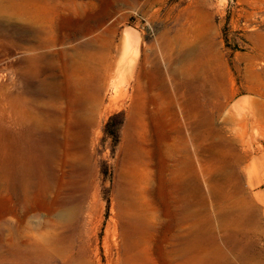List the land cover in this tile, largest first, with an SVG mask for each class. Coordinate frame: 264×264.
<instances>
[{
	"label": "rangeland",
	"instance_id": "rangeland-1",
	"mask_svg": "<svg viewBox=\"0 0 264 264\" xmlns=\"http://www.w3.org/2000/svg\"><path fill=\"white\" fill-rule=\"evenodd\" d=\"M33 1L28 9L37 8L35 12L40 13V19L35 23L38 25L22 16L27 10V0L0 1V103L5 102L3 111L6 115L10 106L8 95L15 87L20 89L26 86L25 80L14 70L16 63L23 65L26 31L46 32L53 51L62 47L53 32H114L115 43L121 44L126 37L125 32L137 31L134 33L140 37L138 62L133 68H127L124 78L119 79L118 90L110 86L104 91V105L111 103L113 108L106 109L98 117L85 139L78 140L77 136L76 143L73 142V135H67V131L59 127L46 129L48 132H65L63 136L59 132L65 152L62 150L59 157L49 159L38 147L31 149L36 153L19 164H26L25 171L15 174L11 181L0 175V264H10L8 236L12 223L23 227L22 230L25 227V231L30 229L26 238L32 240V231L37 233L38 224L42 219L45 221L47 216H51L47 218L52 223L59 222L61 230L69 233L73 253L83 255L84 264H193L175 257L171 236L177 225L172 223L168 214V191L160 187L169 176L157 178L160 177L161 165L165 164L168 150H176V159L183 157L179 131L185 130L187 135V128L192 122L181 121L186 111L175 106L182 95L170 94V103L169 100L164 103L165 97L161 96L154 104L152 131L143 137L139 134L137 126L130 120L137 114L134 101L139 68L142 62L148 63L141 59L153 49L159 52L170 35L189 33L192 39L191 36L198 34V43L211 50L213 72L216 73L211 75L218 76L222 88L217 100L218 110L211 99V102L204 103L202 115L218 114L217 122L221 124L236 101L242 99L247 104L251 98L256 99L264 111V0ZM62 3L66 6L69 4V9ZM8 5L12 7L11 10ZM14 11L18 14L12 15ZM66 43L69 44L64 46L71 47L73 42ZM123 53L122 43L119 49L113 50L112 56L118 61ZM159 57L162 59L160 53ZM161 62H164L162 66L166 69V62ZM114 96L116 99L112 100ZM30 97L35 96L32 94ZM244 102L242 104L246 105ZM250 135L249 143L256 156L264 155V130L249 132L245 138L249 140ZM64 139L71 143L70 149L67 147L70 144L67 145ZM35 141L40 142L39 138H35ZM74 143L76 145L73 146ZM140 148H143L144 156H141ZM143 158L150 164L148 170L140 163ZM205 158L206 154L200 157L203 162ZM255 158L251 164H254ZM263 161L264 158H261L251 167L255 185L252 187L245 180L243 189L246 192L231 196L235 200L249 198L255 204L254 216L247 221L230 226L220 219L211 221L221 202L222 191H214L211 197L205 195L200 236L203 261L200 263L264 264V203L256 198V195L264 194V180L260 183L257 181L259 175L264 173ZM156 170L159 176H156ZM177 177L174 176L173 180ZM43 179L49 183L39 185ZM208 180V175L201 178L205 188ZM44 185H47L46 190ZM159 208L164 211L161 216ZM59 209L67 218H58ZM63 261L65 257L59 259L60 264Z\"/></svg>",
	"mask_w": 264,
	"mask_h": 264
},
{
	"label": "bare ground",
	"instance_id": "bare-ground-1",
	"mask_svg": "<svg viewBox=\"0 0 264 264\" xmlns=\"http://www.w3.org/2000/svg\"><path fill=\"white\" fill-rule=\"evenodd\" d=\"M32 1L27 0V7L25 6L27 10H23L26 13L22 16L26 17L27 21L35 23L39 21L40 13L35 12L37 8L35 10L28 9V7H32L34 2ZM67 6L66 8H68ZM11 9L12 7H10ZM0 10L2 9L0 8ZM13 14L18 13L12 12ZM134 32H125L126 37L121 41V44H124V53L122 58L116 61L112 52L114 49H119L121 44L115 43L114 32H53L56 34L57 41L62 45L60 49L53 51L46 32L26 31V42L23 45L25 49L23 65L18 63L14 65V70L25 80L26 86L20 89L15 87L8 95L10 103L9 109H7L8 115L5 110L3 111L5 102L0 103V175L11 181L15 174L25 171L24 165L26 164L20 166L19 164L24 162L26 157L30 158V155L36 153L31 149L38 147L44 157L48 156L49 159L62 154L61 130H59V134L55 129L53 132L52 130L48 132L46 129L59 127L63 131H67V135H73L71 137L76 143L77 136H79L78 140L86 138L98 117L106 109L113 108L111 103L104 105V91L108 90L110 86L118 88V81L120 78H124L123 75L127 73V68H133L138 62V39L140 37L138 38V34ZM191 37L192 39L189 38V33L170 35L162 44L159 52L156 49H151L152 51L146 53L145 57L141 59L148 63L142 62L139 68L134 101L137 114L135 117H131L130 121L135 123L139 134L143 137L149 134L148 131H152L151 117L154 104L158 103L157 99L164 96L163 102L165 103L170 99L168 97L170 94L182 95L175 106L186 111L185 117L181 118V121L188 122V124L192 122V125L187 128V135L182 129L178 135L184 155L182 158L176 159V155H174L176 150H168L165 164L161 165L160 177L157 178L164 179V175L169 176V179H165L166 181L162 182L160 187H165L168 191L170 206L168 214L172 223L177 225L171 236L172 249L176 251L175 257L184 262L202 264L200 263L203 261L202 255H200L202 242L200 236L203 230L201 213L206 194L211 197L214 191H222L221 202L211 221L220 219L225 225L230 226L247 221L248 218L254 216L255 204L249 198L235 200L231 196L237 192H246L243 189L245 180L250 186L255 185L251 176V167L264 158V155L256 156V151L249 143L251 135L249 140L245 138V135L249 132L256 133L258 129L264 130V111L257 100L251 98L249 101L247 100V104L242 99L236 101L235 104H238L231 106L221 124L217 122L218 114L205 113L202 115L204 103L211 99H213L211 100L213 101L212 105L216 111L218 110L219 102L217 100L222 88L218 76L211 75V73L216 74L213 72L211 50L198 43L200 41L198 34ZM67 41H72L73 45L71 44V47L64 46L69 44L66 43ZM13 44L15 45V43ZM159 53L162 59L159 57ZM161 61L166 62V69L163 68L164 62ZM32 94L35 97H30ZM113 99H116V96L112 97ZM210 102L208 105L211 104ZM242 102L246 105H243ZM175 112L178 114L177 109ZM35 138H39L40 142H36ZM69 141L72 142V140ZM67 143V145L70 144L67 146L69 148L71 143L68 141ZM76 143L72 145L74 146ZM140 154L144 156L142 155L143 148H140ZM204 154H206V158L203 162L200 157ZM69 155H71L70 152ZM254 157H256L254 164H251ZM69 161L71 162V159ZM140 163L148 170L150 164L146 162V159H140ZM205 175L209 176V184L206 185V188L201 181ZM156 176H159L157 170ZM174 176L178 177L173 180ZM263 180L264 173L257 178L259 183ZM47 183L49 182L43 179L39 185ZM25 189L27 188L25 187ZM44 189H47V185H44ZM32 191L33 194L34 191ZM256 198L264 203V194H258ZM160 211L159 216L164 212L161 209ZM49 215H51V211ZM57 216L59 219L67 218V215L60 209L57 210ZM46 218L45 221L42 219L43 221L41 220L38 224L39 231L37 233L33 232L35 230L32 231V240L26 238L30 234V229L25 231L26 227L22 230L23 227L20 228L17 224L12 223L10 236H8L10 237V241H8L10 264H60L59 259L63 257H65V261L61 264H84V256H77L73 253L69 233L61 230L62 226L59 222L52 223L48 219L51 216ZM24 220L26 221L25 216ZM27 222L29 224V221ZM191 254L193 255L191 256Z\"/></svg>",
	"mask_w": 264,
	"mask_h": 264
}]
</instances>
